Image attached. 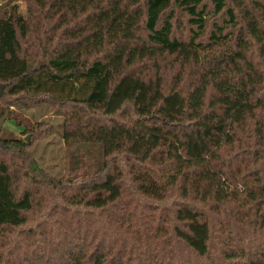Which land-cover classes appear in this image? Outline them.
I'll return each instance as SVG.
<instances>
[{
  "label": "trees",
  "instance_id": "obj_1",
  "mask_svg": "<svg viewBox=\"0 0 264 264\" xmlns=\"http://www.w3.org/2000/svg\"><path fill=\"white\" fill-rule=\"evenodd\" d=\"M24 1L0 102L65 108L78 150L51 177L0 139V264H264V0Z\"/></svg>",
  "mask_w": 264,
  "mask_h": 264
},
{
  "label": "rangeland",
  "instance_id": "obj_2",
  "mask_svg": "<svg viewBox=\"0 0 264 264\" xmlns=\"http://www.w3.org/2000/svg\"><path fill=\"white\" fill-rule=\"evenodd\" d=\"M8 0H0V5ZM20 5L21 12L25 11V1L16 0ZM44 29H49L55 26L54 20L44 21ZM43 29V30H44ZM42 32H34L32 37H39L41 41H45V37ZM177 34L181 37H186V26H182L177 30ZM163 68L164 79L170 83L173 67L170 64ZM142 66L140 67V69ZM144 69L148 71V74L153 75V67L150 65L144 66ZM44 100L43 98H41ZM17 101V100H16ZM15 101V102H16ZM41 101V100H40ZM0 102V139H17L24 140L27 144L25 152H27L30 159L40 167L44 172L51 177L65 176L69 170V163L72 156L76 155L78 146L67 145L63 140L64 132V116L65 108H61L57 105H50L48 102L42 101L40 104L28 103L26 107L19 108L18 103L11 104L14 107L3 105ZM15 119V120H13ZM27 139V141H26ZM88 171V169H87ZM23 186H26L23 184ZM39 196H44L39 194ZM55 199L54 201H56ZM48 201L43 205L42 213L45 208L47 211L52 212L56 209V203ZM59 206H57L58 208ZM55 217L52 215L49 218V222H54ZM35 222V218H31L30 224ZM36 223L44 225L45 219H37ZM57 224L54 222V225Z\"/></svg>",
  "mask_w": 264,
  "mask_h": 264
},
{
  "label": "water",
  "instance_id": "obj_3",
  "mask_svg": "<svg viewBox=\"0 0 264 264\" xmlns=\"http://www.w3.org/2000/svg\"><path fill=\"white\" fill-rule=\"evenodd\" d=\"M2 90H3V87H2V85L0 84V94L2 93ZM26 141H27V139H26Z\"/></svg>",
  "mask_w": 264,
  "mask_h": 264
}]
</instances>
